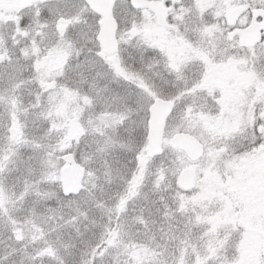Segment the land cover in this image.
<instances>
[{"label":"snow or ice","instance_id":"snow-or-ice-1","mask_svg":"<svg viewBox=\"0 0 264 264\" xmlns=\"http://www.w3.org/2000/svg\"><path fill=\"white\" fill-rule=\"evenodd\" d=\"M0 264H264V0H0Z\"/></svg>","mask_w":264,"mask_h":264}]
</instances>
